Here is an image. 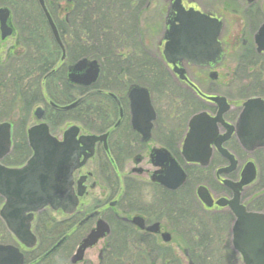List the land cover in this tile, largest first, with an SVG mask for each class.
<instances>
[{
    "label": "flooded vegetation",
    "instance_id": "1",
    "mask_svg": "<svg viewBox=\"0 0 264 264\" xmlns=\"http://www.w3.org/2000/svg\"><path fill=\"white\" fill-rule=\"evenodd\" d=\"M144 1L158 5L157 23L149 26L150 50L159 67V76L152 78L158 85L157 94L138 83L115 85L116 93L105 85H73L84 91L73 96L72 103L58 105L45 96L28 122L23 113L0 121L10 125L9 144L0 142V234L4 230L30 259L41 256L30 253L1 217L8 197L16 207L12 217L29 227L37 245L51 244L44 256L63 240L56 251L68 244L78 247L104 225L108 231L92 248L99 246L97 264H107V260L118 264L119 246L123 245L132 259L129 264H183L178 253L181 249L188 264H197V246L211 241L204 236L213 234L219 235L231 252L205 257L243 264L233 247L236 218L229 206L218 202L234 198L226 183L240 185V204L248 213L264 214V50L258 43L264 27V0ZM1 8L11 11L12 20V9L2 1ZM187 19L195 22L186 24ZM189 25L201 32L191 38L192 49L198 54L192 63H169L165 51L172 46L175 51L181 48L183 38L178 33ZM13 27L9 39L0 38V45L7 47L5 57L0 53V63L14 48ZM10 40L14 43L6 46ZM149 40L146 38L145 45ZM69 68L66 81L70 84ZM2 75L3 70L0 79ZM132 86L145 88L150 96H128ZM166 91L173 95L166 96ZM79 100L76 107L64 109ZM0 103L6 105L7 101ZM38 110L43 112L41 120L35 115ZM197 117L201 118L194 122V143L185 151L191 123ZM41 126L46 130L38 128ZM35 128L45 134L32 131ZM71 129L77 131L71 133ZM31 131L41 147L34 170L52 179L55 166L57 177L74 168L71 188L78 203L72 213L50 205L34 213L21 205L17 195L21 193L15 190L21 180L15 175L36 161ZM180 173L185 175L183 183H179ZM253 174L252 182L241 185ZM200 188L211 197V207L199 198ZM220 218L226 220V231L215 232L219 228L214 219ZM55 224L62 236L53 243ZM55 252L47 257L52 264L57 261ZM73 256H69L70 264Z\"/></svg>",
    "mask_w": 264,
    "mask_h": 264
},
{
    "label": "trees",
    "instance_id": "2",
    "mask_svg": "<svg viewBox=\"0 0 264 264\" xmlns=\"http://www.w3.org/2000/svg\"><path fill=\"white\" fill-rule=\"evenodd\" d=\"M0 1L3 6L12 9L16 24L14 48L9 57L0 63V72L3 70L0 102L7 101L6 105L0 103V121L23 113L28 122L32 110L45 96L58 105L72 103L73 96L84 90L69 84L66 72L68 66L83 58L97 60L102 66L96 88L105 85V89L116 93L115 85L124 83L128 87L138 83L157 94L158 85L153 83L152 78L159 76L158 60L145 45L146 34L141 25L142 15L148 13L150 3L144 0H45L66 49L67 58L62 62V51L37 0ZM214 222L219 228L215 232L226 231L224 218L214 219ZM54 229L55 235L61 232L58 224ZM204 238L216 241L197 246V264L233 263L229 259L205 257L231 251L217 234L205 235ZM43 246L39 244L30 253L39 255ZM69 247L65 245L57 252L63 253L64 250L63 255H67L61 256L55 264H69ZM119 247L118 264L132 262L126 247ZM26 264L40 263L36 258H27ZM138 264L141 262L138 261Z\"/></svg>",
    "mask_w": 264,
    "mask_h": 264
},
{
    "label": "water",
    "instance_id": "3",
    "mask_svg": "<svg viewBox=\"0 0 264 264\" xmlns=\"http://www.w3.org/2000/svg\"><path fill=\"white\" fill-rule=\"evenodd\" d=\"M38 1L48 21V25L52 31L55 41L63 51L64 60L66 57L65 49L61 42L57 27L47 11L45 1ZM10 17L11 11L9 9H0V32L1 39L3 41L13 35L14 29L10 25ZM187 20L188 23L187 21H185L184 23L190 24L195 22V20L192 21V19ZM215 28L214 39L216 40L219 26H216ZM198 31L199 28L193 27V25H189L185 27L181 32H179L178 35H182L183 38V45L180 43L181 48H178V46H176V48H178L177 51L171 50L173 46L169 47V51L167 48L164 53L166 60L172 64L175 63V60H186L192 63L194 61L195 55L198 53L194 52L192 49V45L194 44L191 41V38L201 33ZM258 43L261 49L264 50V27L260 31ZM182 47H184L185 49H182ZM100 73L101 67L97 61H89L87 59H83L69 68L68 81L74 85L89 88L97 83L100 77ZM128 96H150V94L145 88H142L140 86H132L128 92ZM81 101L82 100H79L77 103L64 109L70 110L76 107ZM249 104H251V102ZM35 115L38 120H41L43 117V112L41 110H38ZM200 118L201 117L195 118L191 123V132L189 133L186 140L185 151L191 150L192 142L194 143L196 137V127L194 125V122ZM38 128H44L46 130L45 126H41ZM35 130H41L45 134L43 129L35 128L32 131ZM32 131L30 132V140L34 144V148L37 151V157L35 158L36 161L33 162L28 170L22 172L21 175L18 174V172L15 175L16 180H21L19 187H16L15 189L21 193H17L20 198V203L29 212L33 211L34 213L40 211L48 205L52 206L54 210L68 209L67 211L72 213V211L76 209L78 203V198L73 195V191L71 188L72 171L74 168L71 172L69 171L67 173H64L63 176L57 177L56 173L58 167L55 166V175L52 179L46 178L45 173L34 170L33 165L38 162L39 159L37 158H40L38 152L40 151L41 147L36 144L37 139L31 136ZM76 131L75 129H71V133H74ZM1 141H6V145L9 144V124H0V142ZM54 148L55 150H58L60 148L58 143L54 142ZM179 178V183H183L185 175L183 173H180ZM253 179L254 174L252 178H250V180L245 181L241 185H246L252 182ZM166 183L167 182H164L167 187H170ZM226 184L229 185V187L234 191V198L231 201L221 200L218 202V205L222 207L229 206L236 218V222L233 227V247L242 257L243 264H264V214L248 213L245 207L240 204V185H235L232 183ZM178 187L179 185L173 187V189H176ZM198 195L205 205L211 207L212 200L205 189L200 188ZM15 208L16 207H14L13 198L8 197L7 205L2 210L1 217L5 221L9 231L20 241V243L26 248L32 249L37 244L36 238L31 234L27 225H24L22 222L12 217V213ZM103 226L94 231L87 239L83 241L76 255L72 258V264L81 262L84 259L86 251L94 247L104 236V232L108 230H106V228H102ZM63 241L57 244L47 255H45V258L54 253L62 245ZM24 260L25 257L20 252L19 248L12 245H0V264H24Z\"/></svg>",
    "mask_w": 264,
    "mask_h": 264
},
{
    "label": "rangeland",
    "instance_id": "4",
    "mask_svg": "<svg viewBox=\"0 0 264 264\" xmlns=\"http://www.w3.org/2000/svg\"><path fill=\"white\" fill-rule=\"evenodd\" d=\"M0 3H1V1H0ZM150 9L148 10V13L146 12L144 15H142V18H141V25H142V29H143V33L144 34H146V38H149L150 40L148 41V43H147V48L150 50L151 49V33H150V30H149V26L151 25V24H155V23H157V16H156V13L158 12V5L156 4V3H153V4H151L150 5V7H149ZM12 23L14 24V26L16 25L15 24V20H13V18H12ZM156 37V35L154 36V38ZM14 43V41H12V40H10V41H8L5 45L6 46H10V45H12ZM5 48H7V47H4V46H1L0 45V53H1V55L2 56H4L5 57ZM4 57H1L2 58V60L3 59H5ZM263 61H264V59H263ZM173 95V92L172 91H166V96H172ZM155 96H157V95H155ZM34 110V109H33ZM72 120V119H71ZM31 122H33V121H31ZM30 122V123H31ZM33 124H35V122H33V123H31V125H33ZM66 126L67 125H65L64 127H62L61 129H62V131L66 128ZM264 192V191H263ZM0 207H1V205H0ZM54 217H56L58 220H60V217L58 216V215H56V214H54ZM1 228V227H0ZM1 230V229H0ZM2 231V230H1ZM60 232V231H59ZM1 236H2V238L0 239V244H14V242L12 241V239L10 238V236H8V234L3 230V232H2V234H0ZM62 236V233L60 232V233H58L57 235H55V231H54V235H53V243H55L56 241H57V239L58 238H60ZM70 246V244H68L67 245V248ZM51 247V244H44V246H43V248H42V250L40 251V253H39V255L38 256H40L41 254H44L47 250H48V248H50ZM99 247V246H98ZM98 247L97 248H94V249H91V250H88L87 252H86V255H85V260L82 262V263H80V264H88L89 262H91L90 264H97V258H98ZM173 248H174V246H172ZM67 248H64L65 250L67 249ZM69 249L71 250V253H70V256L71 255H73L75 252H76V250H77V245H74V246H72V247H69ZM182 250V249H181ZM179 251L178 253H179V256H181V258H182V261H183V264H188V262L183 258V250L182 251ZM63 253H64V250H63ZM63 253L62 252H60L59 254L57 253L56 255H54V257H55V260H57L58 261V259L63 255ZM53 257V258H54ZM57 261H55V263L57 262ZM53 263V261H47V262H45V263H42V264H52ZM41 264V263H40ZM69 264H70V262H69Z\"/></svg>",
    "mask_w": 264,
    "mask_h": 264
}]
</instances>
